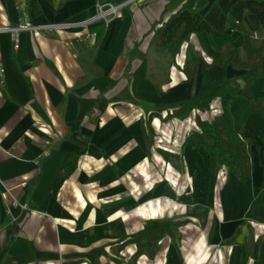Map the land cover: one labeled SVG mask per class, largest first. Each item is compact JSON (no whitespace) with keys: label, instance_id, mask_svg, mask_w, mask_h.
<instances>
[{"label":"crops","instance_id":"crops-1","mask_svg":"<svg viewBox=\"0 0 264 264\" xmlns=\"http://www.w3.org/2000/svg\"><path fill=\"white\" fill-rule=\"evenodd\" d=\"M98 2L122 7L107 24ZM204 2L0 0V25L40 27L18 50L2 37L0 264H264V118L242 96L210 97L244 84L246 69L213 64L243 33L192 34L175 59L155 48L162 22ZM262 73L256 100L264 58ZM225 108L249 148L246 181L224 168L223 182L205 148L199 121Z\"/></svg>","mask_w":264,"mask_h":264},{"label":"trees","instance_id":"trees-1","mask_svg":"<svg viewBox=\"0 0 264 264\" xmlns=\"http://www.w3.org/2000/svg\"><path fill=\"white\" fill-rule=\"evenodd\" d=\"M248 15L255 16L259 22L257 39L245 22ZM235 24L244 35L243 45H228L213 64L222 65L228 61L235 68L246 69L239 78L244 84L234 79L227 80L214 89L210 97H223L226 94L242 96L264 118V98L256 100L251 90L254 83L263 77L264 0H205L203 5L194 9L182 7L156 29L155 48L158 53L175 59L192 34L223 33ZM198 61L201 59L194 55L186 61L184 70L189 79L196 75ZM193 107V104L188 105L190 110ZM199 127L207 139L205 148L210 156L216 157L223 168L233 169L240 181L251 177L249 148L246 143L237 141L234 118L229 109L225 108L212 120H200ZM238 152H241V157L237 156Z\"/></svg>","mask_w":264,"mask_h":264},{"label":"built area","instance_id":"built-area-1","mask_svg":"<svg viewBox=\"0 0 264 264\" xmlns=\"http://www.w3.org/2000/svg\"><path fill=\"white\" fill-rule=\"evenodd\" d=\"M121 7H122L121 4L103 5L100 2H98L97 3L98 14L96 18L103 19L108 24L118 16V12L121 9ZM39 28H40L39 26L31 24L28 19H25L16 25H7V24L0 25V75L1 76H3L6 72V68L3 62V45H2L3 35H8L12 48L14 50H18L21 44V34L27 30H37ZM13 206L24 207L25 205L21 204L18 200H15L13 202Z\"/></svg>","mask_w":264,"mask_h":264},{"label":"rangeland","instance_id":"rangeland-1","mask_svg":"<svg viewBox=\"0 0 264 264\" xmlns=\"http://www.w3.org/2000/svg\"><path fill=\"white\" fill-rule=\"evenodd\" d=\"M182 1L186 2V0H174L173 4H174L175 9H177L179 7V5H181L180 2H182ZM222 171H223V177L222 178L224 180L223 182H225V181H227V170H225L223 168Z\"/></svg>","mask_w":264,"mask_h":264}]
</instances>
